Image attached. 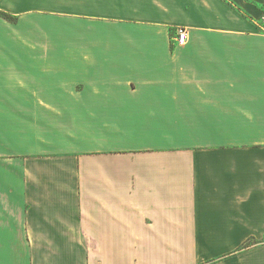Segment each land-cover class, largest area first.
Instances as JSON below:
<instances>
[{"label":"crops","instance_id":"crops-1","mask_svg":"<svg viewBox=\"0 0 264 264\" xmlns=\"http://www.w3.org/2000/svg\"><path fill=\"white\" fill-rule=\"evenodd\" d=\"M0 264H264V0H0Z\"/></svg>","mask_w":264,"mask_h":264},{"label":"built area","instance_id":"built-area-1","mask_svg":"<svg viewBox=\"0 0 264 264\" xmlns=\"http://www.w3.org/2000/svg\"><path fill=\"white\" fill-rule=\"evenodd\" d=\"M175 40L179 45H183L186 42V32L184 29L178 30Z\"/></svg>","mask_w":264,"mask_h":264},{"label":"trees","instance_id":"trees-1","mask_svg":"<svg viewBox=\"0 0 264 264\" xmlns=\"http://www.w3.org/2000/svg\"><path fill=\"white\" fill-rule=\"evenodd\" d=\"M3 16H4L5 18H7V19H10V20L14 19L12 16H9V15H7V14H3Z\"/></svg>","mask_w":264,"mask_h":264}]
</instances>
